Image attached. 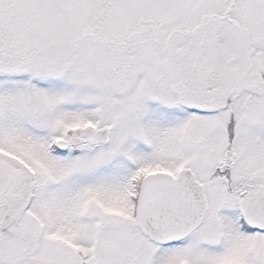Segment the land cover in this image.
<instances>
[{
  "label": "snow or ice",
  "instance_id": "1",
  "mask_svg": "<svg viewBox=\"0 0 264 264\" xmlns=\"http://www.w3.org/2000/svg\"><path fill=\"white\" fill-rule=\"evenodd\" d=\"M0 264H264V0H0Z\"/></svg>",
  "mask_w": 264,
  "mask_h": 264
}]
</instances>
